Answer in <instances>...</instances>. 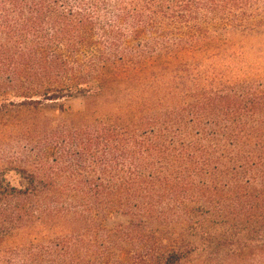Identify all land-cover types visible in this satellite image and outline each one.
Wrapping results in <instances>:
<instances>
[{"label":"trees","instance_id":"trees-1","mask_svg":"<svg viewBox=\"0 0 264 264\" xmlns=\"http://www.w3.org/2000/svg\"><path fill=\"white\" fill-rule=\"evenodd\" d=\"M263 33L264 0H0V264H264V69L233 43Z\"/></svg>","mask_w":264,"mask_h":264},{"label":"rangeland","instance_id":"rangeland-1","mask_svg":"<svg viewBox=\"0 0 264 264\" xmlns=\"http://www.w3.org/2000/svg\"><path fill=\"white\" fill-rule=\"evenodd\" d=\"M233 43L243 47L247 64L264 69V33L235 36ZM83 109L84 103L81 99L46 102L41 107L45 115L59 120L68 119Z\"/></svg>","mask_w":264,"mask_h":264}]
</instances>
